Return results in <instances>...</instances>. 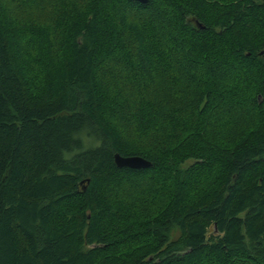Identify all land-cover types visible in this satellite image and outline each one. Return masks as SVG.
<instances>
[{"label": "trees", "instance_id": "1", "mask_svg": "<svg viewBox=\"0 0 264 264\" xmlns=\"http://www.w3.org/2000/svg\"><path fill=\"white\" fill-rule=\"evenodd\" d=\"M171 53L200 88L188 123L147 93ZM116 56L118 87L98 73ZM250 106L212 140L213 111ZM126 185L140 200L110 193ZM0 264H264V0H0Z\"/></svg>", "mask_w": 264, "mask_h": 264}, {"label": "rangeland", "instance_id": "2", "mask_svg": "<svg viewBox=\"0 0 264 264\" xmlns=\"http://www.w3.org/2000/svg\"><path fill=\"white\" fill-rule=\"evenodd\" d=\"M42 5L34 6V7L18 6L19 11L14 10V13L23 19L29 18L30 20L33 21H40L42 18L43 20H47L49 17L50 8H46V6L43 7ZM39 7L41 8L39 9ZM129 18L133 19V16L130 14V16H128V19ZM162 26L165 30L167 29L165 24H162ZM166 31L168 32V29ZM126 39H128L127 40L128 46L132 48L131 47L133 46L132 42L129 41V38ZM131 54H133V52ZM173 54L175 53H171L167 55L170 56ZM117 59H119V56H116V58L113 59L112 62L108 63V70L105 67H100L98 73H99V78L101 77L106 83H111L118 87V85L125 84L124 81L125 70L121 68L120 63ZM174 60L175 62L172 64L173 67L172 70L174 71V73L173 72L171 73L174 74L175 77L172 80H167L162 77L161 73L159 72L155 73L154 76L155 79L150 85H148L147 93L151 98H153L155 103L161 106V109L167 110L171 108H177L178 110H180L183 114L186 115L187 123H188L190 121V116L195 113V104L199 96L200 88H198L197 86L195 87V85L192 83L187 87V80H186L187 78L183 76L184 73L182 72L181 69L184 59H182V56L178 53L175 54ZM213 73L215 79L219 81L221 85H223L222 82H226L230 85L232 83V79L236 78V80L239 81L242 78V75L235 77V75L238 72L235 68L232 67L218 68L215 69ZM173 84H177V86H174ZM126 99L127 96L125 93H123L122 100L125 101ZM252 109L253 106H250V109L248 107L247 110L237 113L236 112L229 113L225 109L216 112L213 111L209 115L210 120L209 123L207 124L208 126L207 131H210L212 140L213 141L217 140L219 142L224 141L227 144L231 143L235 138L239 136V133L241 131L251 127V124L253 123V118H252L253 116L251 115L253 113ZM124 117L122 116L119 118H124ZM114 124L115 125L119 124L117 119H114ZM126 131H124V133L126 134L125 139L128 140V138H131V132L129 128H126ZM162 133L163 132L160 131L157 134L161 135ZM157 134L149 137L148 140L155 139ZM160 141H162L163 143V141H165V138H162ZM110 193H112L114 196L118 198L125 197L124 199H126L128 202L138 201L140 200V196H141L139 192L133 190L127 185L120 189H114L113 187ZM145 209L141 210V213L147 211V209L146 210Z\"/></svg>", "mask_w": 264, "mask_h": 264}, {"label": "water", "instance_id": "3", "mask_svg": "<svg viewBox=\"0 0 264 264\" xmlns=\"http://www.w3.org/2000/svg\"><path fill=\"white\" fill-rule=\"evenodd\" d=\"M140 4H146L149 0H134ZM198 28L200 27L199 24H197ZM114 163L117 168H128L131 170H140V169H147L150 166V162L142 157L139 156H120L119 154H114Z\"/></svg>", "mask_w": 264, "mask_h": 264}]
</instances>
